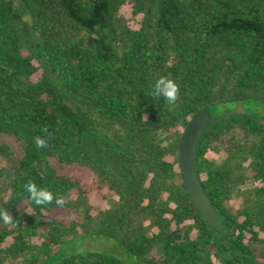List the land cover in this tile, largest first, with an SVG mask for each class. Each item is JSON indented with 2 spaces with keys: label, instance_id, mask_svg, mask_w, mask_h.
I'll return each instance as SVG.
<instances>
[{
  "label": "trees",
  "instance_id": "1",
  "mask_svg": "<svg viewBox=\"0 0 264 264\" xmlns=\"http://www.w3.org/2000/svg\"><path fill=\"white\" fill-rule=\"evenodd\" d=\"M17 1L0 0V208L17 221L0 220V264H129L96 250L53 258L88 234L147 264H264V120L217 110L264 102V0ZM168 73L174 105L149 94ZM203 108L196 171L222 230L180 170ZM29 180L68 202L36 205Z\"/></svg>",
  "mask_w": 264,
  "mask_h": 264
},
{
  "label": "water",
  "instance_id": "2",
  "mask_svg": "<svg viewBox=\"0 0 264 264\" xmlns=\"http://www.w3.org/2000/svg\"><path fill=\"white\" fill-rule=\"evenodd\" d=\"M242 102H244L243 99L238 101L240 111H242ZM211 118L212 115L210 110L203 108V110L190 121L191 123L183 133L179 146L180 170L187 192L189 196H191L200 215L212 228L215 230H222L224 224L221 221L219 212L202 188L196 171V140L199 133L202 132L204 125L208 124Z\"/></svg>",
  "mask_w": 264,
  "mask_h": 264
},
{
  "label": "rangeland",
  "instance_id": "3",
  "mask_svg": "<svg viewBox=\"0 0 264 264\" xmlns=\"http://www.w3.org/2000/svg\"><path fill=\"white\" fill-rule=\"evenodd\" d=\"M16 2H18L16 0ZM217 110L219 111H228V110H234L235 112L241 113L246 112L250 115L256 116L262 120H264V102L262 101H245L242 102V111H240L238 102L236 103H225L221 104L217 107ZM11 144L15 146L13 141H11L8 138H3ZM72 175L74 177L80 178L82 183L85 184L86 187L91 186V180L90 175L88 172L83 169H75L72 170ZM92 198L95 201H98L97 196H95V191L91 193ZM108 198V197H107ZM104 204L110 205L109 201L110 198L104 200ZM87 250H96V251H102L111 253L123 260H125L129 264H147L143 261H138L134 257H131V255L127 252V250L118 242V240L104 236V235H97V234H88L81 238H76L74 241L65 244V246L61 247L60 249H57V252L55 251V255L53 258H56L59 256H65L68 255L71 252L74 251H87ZM52 258V259H53Z\"/></svg>",
  "mask_w": 264,
  "mask_h": 264
},
{
  "label": "clouds",
  "instance_id": "4",
  "mask_svg": "<svg viewBox=\"0 0 264 264\" xmlns=\"http://www.w3.org/2000/svg\"><path fill=\"white\" fill-rule=\"evenodd\" d=\"M152 97L160 99L165 98V101L174 105L180 98V85L172 77L171 73L158 76L150 88ZM43 136L37 135L34 137V144L37 149H47L52 134L49 133L48 128H42ZM24 192L28 194L29 199L36 205H51L55 203L57 206L63 207L68 202L64 195L54 193L47 186H39L34 180H29L23 185ZM0 220L5 224H13L17 221L13 215L4 208H0Z\"/></svg>",
  "mask_w": 264,
  "mask_h": 264
}]
</instances>
